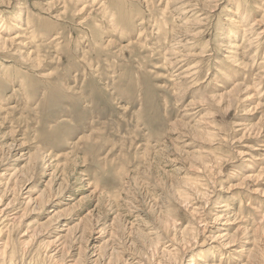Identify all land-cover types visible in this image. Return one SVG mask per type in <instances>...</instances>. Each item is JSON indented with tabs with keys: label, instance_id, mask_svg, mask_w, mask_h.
I'll return each mask as SVG.
<instances>
[{
	"label": "rangeland",
	"instance_id": "374dc122",
	"mask_svg": "<svg viewBox=\"0 0 264 264\" xmlns=\"http://www.w3.org/2000/svg\"><path fill=\"white\" fill-rule=\"evenodd\" d=\"M0 264H264V0H0Z\"/></svg>",
	"mask_w": 264,
	"mask_h": 264
}]
</instances>
